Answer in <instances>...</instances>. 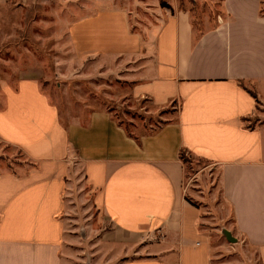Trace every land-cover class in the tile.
<instances>
[{"label": "crops", "instance_id": "obj_1", "mask_svg": "<svg viewBox=\"0 0 264 264\" xmlns=\"http://www.w3.org/2000/svg\"><path fill=\"white\" fill-rule=\"evenodd\" d=\"M262 2L221 0L222 14L201 31L177 0L145 3L137 28L122 9L72 23L77 49L142 61L138 96L160 109L177 105L175 119L147 135L129 134L104 112L65 126L36 79L5 85L0 141L34 166L0 175V264H71L63 215L73 163L115 238L157 239L153 257L124 264H264V132L247 125L264 103ZM182 152L217 175L230 221L222 234L185 198ZM225 253L232 259L220 262Z\"/></svg>", "mask_w": 264, "mask_h": 264}, {"label": "rangeland", "instance_id": "obj_2", "mask_svg": "<svg viewBox=\"0 0 264 264\" xmlns=\"http://www.w3.org/2000/svg\"><path fill=\"white\" fill-rule=\"evenodd\" d=\"M151 0H0V109L2 88L14 86L20 77L36 79L59 110L60 121L85 124L93 113H107L129 134L153 133L175 119L177 105L160 109L136 91L144 80L145 64L125 57L84 53L71 38L72 23L109 10H126L131 26L138 27ZM179 10L189 12L199 31L205 21L222 14L221 0H177ZM261 13L264 16V0ZM148 15V14H147ZM150 21L152 17L149 15ZM210 25V23H209ZM248 126L264 132V103L257 107ZM183 188L187 201L201 207L207 229L225 230L227 208L215 191L217 175L207 163L182 152ZM34 165L21 150L0 141V175H21ZM67 223L64 249L71 264H124L133 259L151 258L157 239L151 235L137 246L111 234L99 206L86 184L83 168L70 165L64 179ZM222 234V233H221ZM222 236V235H221ZM223 240L224 237H222ZM232 255L221 254L226 263ZM255 264H258L255 261Z\"/></svg>", "mask_w": 264, "mask_h": 264}, {"label": "trees", "instance_id": "obj_3", "mask_svg": "<svg viewBox=\"0 0 264 264\" xmlns=\"http://www.w3.org/2000/svg\"><path fill=\"white\" fill-rule=\"evenodd\" d=\"M160 7L163 9H168L171 10V7L169 5H167L165 2H160ZM253 95V94H252ZM254 98H256V96L253 95ZM180 160L182 161V154H180Z\"/></svg>", "mask_w": 264, "mask_h": 264}, {"label": "water", "instance_id": "obj_4", "mask_svg": "<svg viewBox=\"0 0 264 264\" xmlns=\"http://www.w3.org/2000/svg\"><path fill=\"white\" fill-rule=\"evenodd\" d=\"M223 234H224V236L228 242H230V243L235 242V240L233 238H231L230 234L227 231H224Z\"/></svg>", "mask_w": 264, "mask_h": 264}]
</instances>
